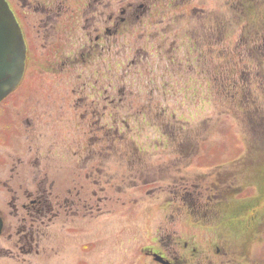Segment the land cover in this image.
<instances>
[{
  "label": "rangeland",
  "instance_id": "374dc122",
  "mask_svg": "<svg viewBox=\"0 0 264 264\" xmlns=\"http://www.w3.org/2000/svg\"><path fill=\"white\" fill-rule=\"evenodd\" d=\"M128 1L138 3L141 0ZM156 3L152 14L144 21L145 27L141 26L140 21L135 23L134 19L122 25L119 35L115 38L113 51L114 82L118 98L117 89L126 86L129 100H133L135 104L148 103L151 98L152 103L162 102L159 107L166 109L167 113L170 112V107L180 111L170 112V126L175 129L178 123V126H182L181 129L177 126L180 130L175 129L176 135L169 136L174 134V130L169 133L170 127H166V132L162 131L161 136H156L159 149L151 152L161 153L162 157L160 160H151L148 166L151 170L145 173L169 177L173 174L171 166L176 165L173 171L179 180L193 178L186 180L187 184L189 181L190 190L193 182L200 185L205 176L211 177L208 182L220 183L217 173H225L228 170L230 173L226 174L225 183L228 179L233 180V177H236L233 182L236 181L241 191L232 192V197H227L229 189H225V192L223 190L222 193L213 192L212 195L218 202L210 206L200 209L199 205L193 207L186 200L184 208L181 206L173 211H166L168 195L165 193L162 197H157L156 193L151 191H132L129 195L121 196V199H112V205L107 207L109 212L97 220L94 230L91 225H87L85 233L88 236L91 232L95 233L97 239L92 257L90 254L79 252L81 243L85 241L84 219L81 216L76 219L74 223L82 226L80 229L71 230L63 216L53 221L49 238L43 243L44 248L40 246V250H45V254L41 253L38 258L19 256L13 244L3 239V248L12 249L17 257H0V264H29L30 260L34 264H72L73 261L69 262L70 258L74 255L78 258L80 253L90 260L88 264H157L145 253L151 248L162 250L168 258H178L181 264H222L230 260L231 264H264L262 55L259 52L257 54L256 64L259 67L257 72L253 73L256 79H251V85L240 93L236 102L216 96L214 91L206 93L201 78V71L211 76L222 71H217L219 65L225 67L224 75H229L231 69L239 63H245L246 68L250 66L252 59H241L248 57V52L238 53V46L244 35H248V32H245L246 24H250L251 20L254 22L251 25L259 27L261 24V18L264 17V0H157ZM118 4L119 1L115 0L116 15H119ZM194 8L202 11L192 13L191 9ZM162 20L164 22L161 24ZM220 30L223 31L224 49L227 50L216 51V55L213 54L214 59H211L212 56H209V59L202 58L208 51L204 50V36H216ZM220 53L225 56L234 53L240 59H218ZM124 59H129L126 67L122 66ZM192 60V63L200 60L197 72L188 69ZM81 73L83 75L82 71ZM256 74H259L258 79ZM192 76L194 78L189 82L188 79ZM24 80L26 83L28 81L29 85L23 83L17 90V95L8 101L13 105L11 124L6 129L7 132L0 135V153L8 158L12 153L20 157V154L29 151L30 145L33 150H36V147H43L46 152L51 150L49 160H43L44 166L48 169L50 183L56 181L54 194L64 196L70 181L76 175L72 170L74 164L64 160L63 148L69 141L73 146L71 151H77L74 142L80 144L82 135L80 131L77 132L81 112L75 108L79 97L72 92L75 84L69 83L68 80H58L49 86L50 79L43 78H37L33 82L27 71ZM85 81L87 79L82 78V86ZM88 81L91 84L89 88L98 87L95 79L89 78ZM106 82L107 80L104 84ZM31 83H34L33 88ZM54 88L55 93L48 97ZM171 89L173 92H170ZM91 94L83 102L84 112L87 106L103 101V96ZM244 94H250L256 102L255 105L248 106L249 110L242 108L245 106L241 104ZM188 95L191 97L188 98ZM64 103L67 106L61 109ZM28 112L34 120L37 119L32 114L40 115L43 123H35L36 127H26V123L22 121L26 117L20 115H26ZM236 112L244 122L238 120ZM252 114H256V118H253ZM163 119L169 121L166 117ZM144 132L143 130L141 134ZM4 136H7V141ZM135 136L138 137L136 132ZM148 140L150 138L147 137L142 140L144 147L149 146ZM146 158H149L148 154L144 157L145 165ZM243 158V162H240ZM135 163L132 161V168H137ZM180 163L184 166L178 169L177 165ZM236 163L242 167L231 168ZM66 166L69 171L67 177L64 174ZM2 173L5 174L6 171L3 170ZM6 178L10 176L6 174ZM2 192L0 208L9 215L12 208L4 201H9L10 195L6 191ZM139 201L145 204L138 206ZM156 203L161 207L158 208ZM103 210L105 213L106 209ZM72 235H76L74 240L69 239ZM73 241L75 248L72 247ZM218 248L228 252L229 257L223 259L217 255Z\"/></svg>",
  "mask_w": 264,
  "mask_h": 264
},
{
  "label": "flooded vegetation",
  "instance_id": "af4514ba",
  "mask_svg": "<svg viewBox=\"0 0 264 264\" xmlns=\"http://www.w3.org/2000/svg\"><path fill=\"white\" fill-rule=\"evenodd\" d=\"M5 1L25 40L27 58L24 76L27 71L33 82L37 78L50 79L49 86L58 80L74 82L75 87L72 88V92L75 96H79L75 108L81 112V119L77 122V132L80 131L82 135L80 144L74 142L77 151H71L73 146L69 141L63 148L64 160L71 165L74 164L72 170L76 175L70 181L64 196L54 194L56 181L50 183L48 169L44 166L43 160L46 158L49 160L51 150L46 152L43 147H36V150H33V146L30 145L29 151L20 154V157L12 153L8 158L0 153V198L3 197L2 191H6L10 195V200L5 199L4 202L12 208L9 215L0 208V219L3 223L0 235V257H17L12 249L3 248V239L13 244L19 256L38 258L41 253L45 254V250L41 251L40 246L44 248L43 243L49 238V229L53 221L63 216L71 230L80 229L82 226L74 223L76 219L80 216L84 219L85 241L81 243L79 252L84 255L90 254L92 257L97 239L95 233L91 232L89 236L85 233L87 225H91L94 230L97 220L105 217L109 212L107 207L112 205L114 197L121 199V196L129 195L132 191L145 192L146 185L141 182L135 183L136 180L146 178L147 170L143 168L144 157L146 154L149 158L145 160H154V158L160 160L162 157L161 153L147 151L146 147L142 148L140 145L142 140L144 141L146 137L150 138L149 147L152 150L159 149L156 136H161L166 127H170V133L171 130L175 133L178 126L177 122L175 129L170 126L172 115L166 117L169 121L163 119L166 109L159 108L158 104H135L133 100L130 101L126 86L117 89L119 98L116 95L113 59L115 38L119 35L122 25L132 19L135 23L140 21L141 26L145 27L144 21L152 14L157 0H141L138 3L118 0L119 15H116L115 0ZM197 10L194 8L191 12L195 13ZM163 22L164 20L160 23ZM128 60L124 59L122 66H125ZM196 65L199 66V60ZM24 76L15 91L0 103V135L5 134L11 124L13 105L8 101L17 95V90L23 83L29 85L28 81L26 83L24 80ZM104 77L107 80L106 84ZM82 78L87 79L83 82V86ZM89 78L95 79L97 88H89L91 85ZM31 84L33 88L34 83ZM51 88L47 87V89ZM55 91L56 89L50 91L47 96L50 97ZM89 91L103 96V101L87 106L84 112L83 102L92 95ZM170 92H173V89ZM66 106L65 103L62 104L61 109ZM24 116L26 118L22 121L26 123V127H36L35 123H43L40 115L32 114L37 120L30 118L29 112L20 115V117ZM143 130L145 132L141 134ZM135 132L138 137L135 136ZM148 134L152 136L149 137ZM4 137L7 141V136ZM132 161L136 162L137 168H132ZM3 170L6 171L5 174L2 173ZM68 172L66 166L65 177L68 176ZM6 174L10 178H6ZM170 181L168 190L175 192V197L180 202L184 203L192 197L189 185L179 183L172 175ZM153 186L147 191L162 197L166 188L156 184ZM156 205L161 207L158 203ZM103 208L106 209L105 213ZM75 236L72 235V238L69 236V239L74 240ZM89 237L91 239H88ZM157 249L151 248L145 252L155 263L162 264L155 261L156 256L166 264H181L178 258L172 256L168 258L162 250ZM217 252V255L223 259L230 255L219 248ZM89 261L80 253L78 258L74 255L69 262L88 264ZM29 264L34 263L30 260ZM222 264H231V260Z\"/></svg>",
  "mask_w": 264,
  "mask_h": 264
},
{
  "label": "trees",
  "instance_id": "16d2710c",
  "mask_svg": "<svg viewBox=\"0 0 264 264\" xmlns=\"http://www.w3.org/2000/svg\"><path fill=\"white\" fill-rule=\"evenodd\" d=\"M244 14V13H243ZM262 22L257 27L256 25H251V23H254L252 20L250 21V24H246L245 29L248 32V35H244L243 39L240 40V44L238 46V53H244L248 52L246 58L241 59H252L250 66L248 68L244 67L245 63H239L238 65H235L234 69H231V73L228 75L223 74V70H225V67L222 65H219L218 70L220 71L217 74H214L213 76L207 74L206 78L209 80L211 85L213 86V91L215 92L216 96H222L226 97L227 99H231V101H237L238 97L240 96V93L246 90L247 86L251 85V79H256L253 77V73L256 72L257 66V54L258 52L262 55L260 56L261 61L264 62V17L261 18ZM214 32V31H213ZM203 46L204 50L207 49V53L204 54L202 58L209 59V56L211 59H214V55H216V51L221 50H227L224 49V37H223V31L220 30L218 35L214 36H208L207 34L204 36L203 40ZM260 43V45L258 44ZM259 45V47H257ZM195 51V50H194ZM226 52V51H222ZM256 53V55H255ZM214 54V55H213ZM240 59L239 57L235 56L234 53H229L227 56H225L224 53H220L218 56V59ZM201 59V58H200ZM248 64V63H247ZM257 79L259 74H256ZM260 80V78H259ZM258 83V80H257ZM238 93V95H237ZM243 94V93H242ZM226 100V99H225ZM226 103V101H224ZM256 103L250 94H244L243 101L241 102L242 108H249L248 106H251L252 104L255 105ZM249 110V109H248ZM234 111H237V109H234ZM233 111V112H234ZM259 113V111H258ZM234 114V113H233ZM235 116L238 118V120H241L244 122V119L241 118V115L238 114V112L235 113ZM253 118H256V114H252ZM231 192L227 195L230 196ZM200 201L195 202V206L199 205V208L203 209L205 208V205L202 204L203 198H199ZM206 211V209H205Z\"/></svg>",
  "mask_w": 264,
  "mask_h": 264
},
{
  "label": "water",
  "instance_id": "95a60500",
  "mask_svg": "<svg viewBox=\"0 0 264 264\" xmlns=\"http://www.w3.org/2000/svg\"><path fill=\"white\" fill-rule=\"evenodd\" d=\"M26 60V46L19 25L5 0H0V102L20 84ZM3 223L0 219V235ZM157 261L166 264L161 258Z\"/></svg>",
  "mask_w": 264,
  "mask_h": 264
}]
</instances>
